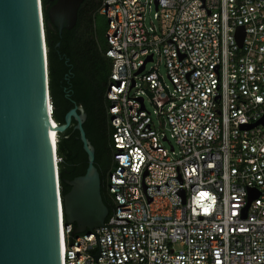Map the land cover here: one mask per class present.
I'll return each instance as SVG.
<instances>
[{
  "label": "built area",
  "instance_id": "2783aa9c",
  "mask_svg": "<svg viewBox=\"0 0 264 264\" xmlns=\"http://www.w3.org/2000/svg\"><path fill=\"white\" fill-rule=\"evenodd\" d=\"M98 14L114 207L110 234L72 236L57 188L61 264H264V0H100Z\"/></svg>",
  "mask_w": 264,
  "mask_h": 264
},
{
  "label": "water",
  "instance_id": "95a60500",
  "mask_svg": "<svg viewBox=\"0 0 264 264\" xmlns=\"http://www.w3.org/2000/svg\"><path fill=\"white\" fill-rule=\"evenodd\" d=\"M82 1L56 0L46 11L48 25L58 34L71 30ZM236 39L240 43L241 31ZM142 70L143 66L135 74ZM51 111L41 2L0 0V264H61L55 142L50 131H65L71 120L87 167L83 175L66 181L65 223L73 226L72 236L110 227L103 226L108 210L100 196L94 150L82 129V108L69 110L62 125L53 122ZM96 243L94 262L99 257L97 237Z\"/></svg>",
  "mask_w": 264,
  "mask_h": 264
},
{
  "label": "trees",
  "instance_id": "16d2710c",
  "mask_svg": "<svg viewBox=\"0 0 264 264\" xmlns=\"http://www.w3.org/2000/svg\"><path fill=\"white\" fill-rule=\"evenodd\" d=\"M56 0H40L43 34L46 47L48 94L52 106L51 118L62 125L65 114L80 106L85 114L82 129L94 150L93 166L98 172L102 203L111 213L114 203L108 192L107 177L115 169L113 162L112 127L105 98L109 84L111 61L105 56L104 33L106 26L97 25L100 0H83L77 10L76 23L60 34L48 25L47 9ZM47 7V8H46ZM79 113V111H77ZM71 120L68 128L55 133V156L58 193L69 191L66 181L85 173L87 156L82 149L78 132Z\"/></svg>",
  "mask_w": 264,
  "mask_h": 264
},
{
  "label": "rangeland",
  "instance_id": "374dc122",
  "mask_svg": "<svg viewBox=\"0 0 264 264\" xmlns=\"http://www.w3.org/2000/svg\"><path fill=\"white\" fill-rule=\"evenodd\" d=\"M151 16H152V11H150V13L145 16V23L146 24H148L149 20L151 19ZM97 25L100 26V27L106 26V19L103 16H101V19L98 18ZM147 68H148V66H147ZM159 74L161 75L162 80L164 81V83L167 84L168 81H167V79L165 77V68H164L162 63L159 65ZM145 106H146V109L151 113L152 108H151V106L149 105V103L147 102L146 99H145ZM164 133H165L169 143H164L163 145L165 147H168V145L173 146V141L171 139H169V137H168L169 132H168V130L166 128L164 130Z\"/></svg>",
  "mask_w": 264,
  "mask_h": 264
},
{
  "label": "bare ground",
  "instance_id": "6f19581e",
  "mask_svg": "<svg viewBox=\"0 0 264 264\" xmlns=\"http://www.w3.org/2000/svg\"><path fill=\"white\" fill-rule=\"evenodd\" d=\"M53 122H54V121H53ZM50 135H51V139H52V141L55 142V132H54V130H51V131H50ZM54 146H55V143H54ZM60 244H61V241H60Z\"/></svg>",
  "mask_w": 264,
  "mask_h": 264
}]
</instances>
